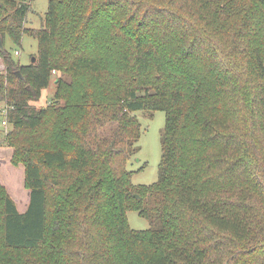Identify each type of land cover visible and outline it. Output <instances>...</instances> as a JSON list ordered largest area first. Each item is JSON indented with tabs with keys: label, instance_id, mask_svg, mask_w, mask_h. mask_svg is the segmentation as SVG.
<instances>
[{
	"label": "trees",
	"instance_id": "1",
	"mask_svg": "<svg viewBox=\"0 0 264 264\" xmlns=\"http://www.w3.org/2000/svg\"><path fill=\"white\" fill-rule=\"evenodd\" d=\"M28 8L0 0L6 142L29 187L20 212L0 184V264H264V0H48L37 29ZM24 34L21 65L3 41ZM53 70L56 103L36 108ZM137 110L165 116L149 185L126 168Z\"/></svg>",
	"mask_w": 264,
	"mask_h": 264
},
{
	"label": "rangeland",
	"instance_id": "2",
	"mask_svg": "<svg viewBox=\"0 0 264 264\" xmlns=\"http://www.w3.org/2000/svg\"><path fill=\"white\" fill-rule=\"evenodd\" d=\"M22 1L29 6L25 26L39 28L48 10V0ZM3 46L10 53L12 59L21 65L29 64L31 58L35 57L37 53V40L30 34H24L19 45H15L9 37L5 36ZM15 50H18L19 54H15ZM0 71L5 73V65L1 56ZM58 75L59 72H52L51 80L48 86L42 90L39 99L31 102L36 108L55 105V78ZM6 110V103L0 101V184L4 186L18 211L23 212L29 202V187L25 183L23 164L11 162L14 147L6 142L7 135L12 131L11 125L7 122ZM134 114L140 123V135L130 150L126 168L131 171L133 184L149 185L157 179L161 159V133L165 116L161 110H137ZM28 132L22 131L24 135H29ZM126 216L131 229L145 230L150 227V221L140 216L138 211L133 208L126 211Z\"/></svg>",
	"mask_w": 264,
	"mask_h": 264
},
{
	"label": "water",
	"instance_id": "3",
	"mask_svg": "<svg viewBox=\"0 0 264 264\" xmlns=\"http://www.w3.org/2000/svg\"><path fill=\"white\" fill-rule=\"evenodd\" d=\"M0 47H1V35H0ZM30 62L34 63L35 62V57H32Z\"/></svg>",
	"mask_w": 264,
	"mask_h": 264
},
{
	"label": "built area",
	"instance_id": "4",
	"mask_svg": "<svg viewBox=\"0 0 264 264\" xmlns=\"http://www.w3.org/2000/svg\"><path fill=\"white\" fill-rule=\"evenodd\" d=\"M14 53L15 54H19V51L18 50H15ZM52 72L54 73L55 71L53 70ZM3 123H5V121H3Z\"/></svg>",
	"mask_w": 264,
	"mask_h": 264
}]
</instances>
